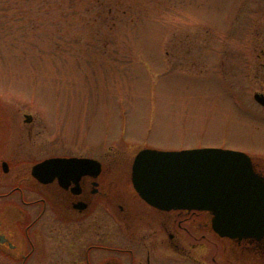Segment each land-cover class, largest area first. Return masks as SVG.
Segmentation results:
<instances>
[{"label":"rangeland","instance_id":"obj_1","mask_svg":"<svg viewBox=\"0 0 264 264\" xmlns=\"http://www.w3.org/2000/svg\"><path fill=\"white\" fill-rule=\"evenodd\" d=\"M256 93L264 0H0V100L52 125L38 155L264 157Z\"/></svg>","mask_w":264,"mask_h":264},{"label":"flooded vegetation","instance_id":"obj_2","mask_svg":"<svg viewBox=\"0 0 264 264\" xmlns=\"http://www.w3.org/2000/svg\"><path fill=\"white\" fill-rule=\"evenodd\" d=\"M12 101L0 100V264H264V237L233 240L215 230L210 211L146 202L132 177L140 150L130 161L113 147L99 156L45 145L38 155L52 125ZM249 156L259 177L245 197L257 202L264 157ZM55 158L82 162L36 171Z\"/></svg>","mask_w":264,"mask_h":264},{"label":"water","instance_id":"obj_3","mask_svg":"<svg viewBox=\"0 0 264 264\" xmlns=\"http://www.w3.org/2000/svg\"><path fill=\"white\" fill-rule=\"evenodd\" d=\"M254 98L264 106V94L256 93ZM76 162L82 161L50 159L37 165L36 171L51 164L59 169L75 167ZM132 177L137 193L153 206L210 211L215 230L233 240L264 237V200L257 198L256 202L245 197L246 183L259 176L254 172L252 158L243 152L146 148L135 157Z\"/></svg>","mask_w":264,"mask_h":264}]
</instances>
